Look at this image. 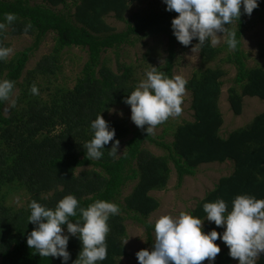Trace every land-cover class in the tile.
I'll use <instances>...</instances> for the list:
<instances>
[{
  "label": "trees",
  "instance_id": "obj_1",
  "mask_svg": "<svg viewBox=\"0 0 264 264\" xmlns=\"http://www.w3.org/2000/svg\"><path fill=\"white\" fill-rule=\"evenodd\" d=\"M139 1L0 0V22H5L7 13L16 16L14 22L0 31V45L10 48L8 35L33 38L30 46L0 60V81L14 82L9 100L0 101V264H61L59 258L41 257L27 246V236L35 227L28 223L29 204L33 200L53 209L70 194L82 208L96 200L117 204L119 214L110 216L107 222L110 228L106 236L107 258L99 264H124L122 258L128 256L124 244L128 237L126 221L133 219L140 223L148 242L154 243L155 223L149 218L161 203L151 193L166 189L174 170L181 186L185 177L195 176L202 164L233 162L232 171L222 175L190 211L203 220L206 233L213 229L222 233L224 229L204 219L205 203L223 199L231 211L232 201L238 195L264 199V112L224 136L221 133L225 119L220 108L227 75L221 62L236 67L228 89L235 115L243 113L245 97L264 99V66L249 67L244 48L248 27L256 19H264V0H258L259 6L251 16L243 13L242 6L240 18L225 25L227 39L228 32L236 33V49H229L226 42L198 45L202 68L186 84L193 96L194 118L173 129L171 142L163 137L168 129L160 136L153 132L148 135L136 125L131 130L125 119L109 118L115 106L126 105L124 98L140 82L132 64L117 59V70L113 69L105 55L109 50L119 54L120 48L138 38L165 33L169 40L168 55L155 71L174 77L178 41L171 22L178 13L169 12L166 7H152L128 19L127 13ZM111 16L126 23V27L119 31L109 22ZM50 34L54 37L51 52L27 70L32 56ZM73 47L84 49L87 60L74 86L69 87L59 82L64 72L62 54ZM261 57L264 58V48ZM33 84L39 90L38 95L30 91ZM17 88L20 93L15 95V102L6 113ZM99 114L115 128L114 139L121 142L130 132L132 135L122 154L110 156L112 142H109L100 159L90 160L84 145L93 136L90 125ZM147 143L158 145L165 153L154 154L147 149ZM134 181L131 192L124 196V190ZM19 189H24L28 197L21 206L9 199ZM78 217L79 213L70 219L75 221ZM215 243L219 245L222 241L218 239ZM220 248L215 264H236L237 260L228 255L227 246ZM80 250V241L70 238L68 264L77 259ZM257 264H264V253L258 257Z\"/></svg>",
  "mask_w": 264,
  "mask_h": 264
},
{
  "label": "clouds",
  "instance_id": "obj_2",
  "mask_svg": "<svg viewBox=\"0 0 264 264\" xmlns=\"http://www.w3.org/2000/svg\"><path fill=\"white\" fill-rule=\"evenodd\" d=\"M166 10L178 16L171 22L176 40L189 46L194 39L203 46L210 41L212 46L219 43L218 33H224L233 20L242 12L251 16L259 6L258 0H162ZM16 19L14 13H7L5 22H0V31ZM27 27H31L28 25ZM229 49H236L238 41L235 32H228L226 41ZM11 48L0 45V60H5ZM135 90L127 95L123 103L130 106L131 121L149 135L156 126L170 117L182 113L183 96L187 81L179 75L167 77L153 70L146 72ZM14 82L0 81V101H8L13 92ZM33 95L39 90L35 84L30 87ZM146 126V127H145ZM92 138L85 143L88 159H100L105 145L112 142L109 155L118 154L119 140L114 139L115 128L99 114L91 122ZM28 223L35 227L27 236V246L41 257L59 258L61 264H68L70 238L81 243V250L72 264H99L107 258L106 236L110 231V216L119 214V206L113 202L96 200L87 208L79 207L78 199L67 195L55 208H48L33 200L29 204ZM203 210L209 222L222 227V233L215 229L203 231V220L189 213L181 212L178 217L163 215L154 224L155 241L152 249H141L135 253L138 264H215L221 240L229 249L228 255L238 260V264H257L264 253V199L251 195H238L232 201L231 211L223 199L208 202ZM75 221L70 217H77ZM66 225V233L65 226ZM129 239L124 241V244Z\"/></svg>",
  "mask_w": 264,
  "mask_h": 264
},
{
  "label": "rangeland",
  "instance_id": "obj_3",
  "mask_svg": "<svg viewBox=\"0 0 264 264\" xmlns=\"http://www.w3.org/2000/svg\"><path fill=\"white\" fill-rule=\"evenodd\" d=\"M152 7L158 9L160 7H166V5L162 0H141L132 5L130 11L127 13V18L132 19L134 13L144 12ZM108 20L112 25H115L119 31L126 27V23L116 20L114 16L109 17ZM218 35L217 39L219 43L217 45H224L227 39L226 31L224 33H218ZM6 40L9 42L10 48L12 49L9 57H12L17 52L30 46L33 42V38L30 35H8ZM197 43L196 39H194L192 44L186 47L178 42L177 63L175 65L174 76L179 75L187 81L194 72L202 68L199 46L197 45L193 49L194 45ZM53 47L54 37L50 34L32 56L27 70L35 67L37 62L40 61L45 54L50 53ZM168 47V36L165 33H158L143 36L142 38L136 39L132 44L124 45V47L118 50L119 54H116L114 50H109L105 55L109 57V64L115 71L117 70V59L132 64L136 69L137 77H139L141 81L146 78V72L153 70V67L156 68L158 64H162L165 61L168 55ZM244 48L248 54L249 67L264 66V58L261 57L264 48V19H256V21L248 27L244 38ZM222 56H224V54ZM62 59L64 72L62 73L59 84L72 87L87 60V53L80 47H73L63 52ZM221 63L227 71V75L224 78L225 84L222 89L223 93L220 99V108L225 119L221 134L227 136L233 130L246 126L257 114L264 112V99L251 96L245 97L243 113L239 116L235 115L231 110L228 100V89L232 85L230 80L236 73V67L229 63ZM19 93L20 88H17L14 96L5 109L6 113L9 112L8 108L10 105L15 102V95ZM192 99V92L186 87L183 103L181 105L182 113L179 116L170 117L167 121L156 126L153 130V134L155 136H160L164 134L165 129H168V132L164 134L163 137L165 140L171 142L173 140V129L180 123L193 120L194 118ZM130 117L131 110L128 105L115 106L109 113L110 119L118 121L122 119L127 120L132 130L135 124L131 121ZM131 135L132 133L130 132V134L120 142L118 154H122L123 150H125L126 141ZM146 147L156 155H163L165 153L164 149L156 144L147 143ZM233 168L234 164L231 161L225 163L213 162L202 164L198 168L195 176L185 177L181 186H178V176L174 170L167 188L164 190H156L151 193L160 200L161 205L160 208L151 215L149 220L155 223L156 220L163 215L178 217L181 212L190 214V211L195 208L197 201L203 198L209 190L214 188L222 175L229 174ZM134 184L135 181L129 183L124 190V196L131 192ZM9 199L11 203L21 206L28 200V197L24 189H19L12 192L9 195ZM126 225L128 230L127 239H129L126 243L128 247V256L123 257L122 262L124 264H138L135 253L141 249L151 250L153 244L148 242L145 228L140 223L133 219H129L126 221ZM153 241H155V233L153 234ZM219 246H224V243H220ZM235 263L238 264V260Z\"/></svg>",
  "mask_w": 264,
  "mask_h": 264
}]
</instances>
